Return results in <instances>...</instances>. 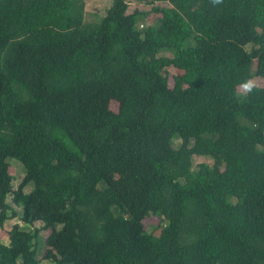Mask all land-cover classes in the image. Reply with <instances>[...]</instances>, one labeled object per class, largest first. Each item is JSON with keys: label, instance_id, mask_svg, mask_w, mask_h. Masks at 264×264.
I'll return each mask as SVG.
<instances>
[{"label": "trees", "instance_id": "16d2710c", "mask_svg": "<svg viewBox=\"0 0 264 264\" xmlns=\"http://www.w3.org/2000/svg\"><path fill=\"white\" fill-rule=\"evenodd\" d=\"M131 1L0 0V264H264V0Z\"/></svg>", "mask_w": 264, "mask_h": 264}, {"label": "rangeland", "instance_id": "374dc122", "mask_svg": "<svg viewBox=\"0 0 264 264\" xmlns=\"http://www.w3.org/2000/svg\"><path fill=\"white\" fill-rule=\"evenodd\" d=\"M74 7L72 9V12L77 9L76 6H78V10H80L82 14V18L86 22H99L103 16L106 14L107 10L112 6L113 0H73ZM150 6L144 4L143 2L132 0L129 5V12L134 11L135 9H149ZM161 54H168V53H161ZM165 73L172 76L179 73V70L174 67H169L165 70ZM252 85L255 86H263L264 81L261 78H254L251 80ZM245 91L243 86L238 87V92L243 94ZM111 109L116 110L117 109V103L112 102L111 103ZM175 147H179L180 140L174 139ZM194 166H197L199 163L205 162L209 164L210 166H213L217 160L209 158V157H194ZM8 162L10 164V172L13 175V186L16 188L19 183L21 182L23 176H24V167L23 165L16 159L8 158ZM34 189V184L30 183L26 189H25V195L27 198H32L35 195V192H32ZM8 202L11 203V197L8 198ZM139 209V208H138ZM18 212V216L14 219L8 220L5 223V226L3 229H0V240L1 242L7 244L9 242V230L11 229L12 225L15 223L21 224V214H22V208L17 207L16 208ZM158 218L157 217H148L144 220V225L146 227V231L151 233L155 232L156 235H159L160 230L155 228L158 224ZM23 226V224H21ZM35 229H40V232L38 234V238L36 241V248H37V256L41 260L42 264H51L49 261L44 259V254L47 249L46 245V238L51 232L50 229H44L42 227V223L37 222L35 224ZM43 228V229H42Z\"/></svg>", "mask_w": 264, "mask_h": 264}, {"label": "clouds", "instance_id": "9594fccd", "mask_svg": "<svg viewBox=\"0 0 264 264\" xmlns=\"http://www.w3.org/2000/svg\"><path fill=\"white\" fill-rule=\"evenodd\" d=\"M223 2V0H213V3L214 4H221ZM244 89L246 90V92H251L252 89H253V85L252 83L249 81V82H246L244 85H243Z\"/></svg>", "mask_w": 264, "mask_h": 264}]
</instances>
